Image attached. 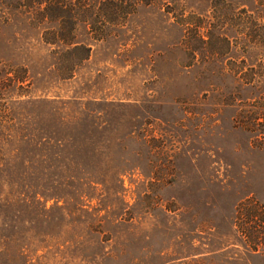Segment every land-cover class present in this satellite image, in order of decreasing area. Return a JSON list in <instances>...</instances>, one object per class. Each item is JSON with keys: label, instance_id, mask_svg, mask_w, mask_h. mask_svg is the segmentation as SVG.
Here are the masks:
<instances>
[{"label": "rangeland", "instance_id": "obj_1", "mask_svg": "<svg viewBox=\"0 0 264 264\" xmlns=\"http://www.w3.org/2000/svg\"><path fill=\"white\" fill-rule=\"evenodd\" d=\"M215 1L79 22L90 52L67 78L44 39L62 13L0 0V264H264L235 226L264 206V47L209 58L178 22ZM241 59L261 76L238 79Z\"/></svg>", "mask_w": 264, "mask_h": 264}, {"label": "trees", "instance_id": "obj_2", "mask_svg": "<svg viewBox=\"0 0 264 264\" xmlns=\"http://www.w3.org/2000/svg\"><path fill=\"white\" fill-rule=\"evenodd\" d=\"M37 3L39 0H36ZM50 13H62L65 18L58 23V28L50 32L52 38H44L45 42L59 43L65 46L67 56L63 62V71L67 78L73 76L77 66L85 60L90 52L86 44L75 42L72 38L79 22L92 24L94 20L102 24L98 30L102 32L106 22L119 23L125 20L137 4L152 3L157 0H45ZM254 8L232 7L225 1L212 3L208 16H179V23L185 25L187 32L200 42L208 44L211 49L209 58H217L230 53L232 49L246 53L252 47H264V0H252ZM96 9L97 11H93ZM103 19V20H100ZM229 31H234L231 36ZM235 75L244 83H250L260 77L259 67L245 69V60L234 61ZM258 70V71H257ZM252 121L260 117L264 119V96L248 110ZM237 231L249 243L252 250L264 247V206L253 199H246L237 206L235 211Z\"/></svg>", "mask_w": 264, "mask_h": 264}]
</instances>
